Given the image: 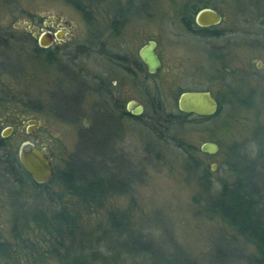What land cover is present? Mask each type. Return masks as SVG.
Returning a JSON list of instances; mask_svg holds the SVG:
<instances>
[{
    "label": "rangeland",
    "instance_id": "1",
    "mask_svg": "<svg viewBox=\"0 0 264 264\" xmlns=\"http://www.w3.org/2000/svg\"><path fill=\"white\" fill-rule=\"evenodd\" d=\"M91 2L90 20H85L65 0H0V30L24 35L32 43L18 42L0 54V116L21 106L45 123L39 132L51 153L54 172L74 166L88 154L104 162L103 174L114 172L123 180L126 191L104 197L101 206L86 207L67 192L57 203L60 189L55 181L43 187L47 200L28 181L13 195L14 185L0 175V242H4L0 264H59L50 253L52 241H47L46 231L33 221V215L46 209L48 201L78 213L86 232L103 229L108 211L124 214L130 228L146 234L150 241L145 245H151L152 254L157 253L158 245L168 253L175 245L190 264H249L243 257L255 254L253 244L220 218L209 217L204 201L194 200L197 185L185 165L187 154L164 141L149 149L146 141L152 136L140 120L124 115L112 122L106 114L114 111V100L125 109L127 100L133 99L143 104L138 115L145 118L147 105L143 87L124 68L106 62L98 49L105 38L111 51L136 53L154 39L162 63L153 80L169 111L177 109L180 89H209L221 104L220 111L206 118L190 115V122L177 135L194 149L205 140L217 142L216 153L193 151L192 155L209 167L214 179L231 180L233 173L221 166L227 152L235 144L254 145V129H264V0ZM187 2L217 9L223 19L212 28L223 32L202 36L188 31L180 20ZM118 9L123 24L114 35L110 23ZM52 12L69 20L75 30L47 47L56 59L43 62L42 52L33 49L35 36L18 22L41 25ZM91 37H96V44L88 48ZM77 44H86L87 49L79 51ZM98 75L114 80L115 97L99 95L94 80ZM72 92L79 97L74 99ZM99 111L106 112L100 115ZM108 133L105 157L82 148L87 137L104 146ZM14 225L26 241L17 239Z\"/></svg>",
    "mask_w": 264,
    "mask_h": 264
},
{
    "label": "trees",
    "instance_id": "2",
    "mask_svg": "<svg viewBox=\"0 0 264 264\" xmlns=\"http://www.w3.org/2000/svg\"><path fill=\"white\" fill-rule=\"evenodd\" d=\"M65 1L77 9L85 20H90L93 4L91 1L96 0ZM197 3L187 2L184 6L185 11H182L181 21L186 29L202 36L220 35L222 30L195 26L193 15L198 9ZM116 12L120 14L119 10ZM95 38L89 39L88 48L96 44ZM18 42L32 44L24 35L15 36L12 32L0 30V54ZM87 45L77 44L74 47L82 51L87 49ZM33 49L42 52L43 62H54L56 59L47 47H40L37 42ZM69 63L72 62L68 61ZM143 90L146 91V86H143ZM71 96L76 99L78 94L72 92ZM145 101L147 105L145 118L131 115L118 101H115L113 107L119 113V118L124 115L134 117L150 131L152 140L146 141L147 148L154 149L159 141H164L176 145L187 154L185 165L197 185L194 200L204 201L203 209L209 217L220 218L244 241L253 244L255 254L243 259L249 264H264V129L260 126L254 129L251 139L254 145L241 143L229 149L227 158L222 160L221 166L225 165L233 173L234 178L228 180L221 177L216 180L212 177L209 167L204 166L200 159L192 155L193 151L203 153L199 147L194 149L185 139L177 135L186 123L190 122L189 116L195 114L182 112L178 108L175 111L167 110L158 84L153 86L152 91L147 89ZM218 104L217 111L212 115L220 111L221 104L219 102ZM195 116L197 119L209 117ZM110 134H107L104 146L98 143L93 144L91 141L93 137H87L82 148L88 147L93 155L105 157L109 153V151L106 152L109 150L106 145H108ZM155 153L158 155L157 150ZM188 155H191L193 159L191 160V156ZM103 168L104 162L86 154L78 159L74 166L54 172V177L49 183L37 184L35 187L46 199L47 193L43 187L55 181L60 189L57 194V203L62 202V196L67 192L77 197L86 207L92 204L101 206L104 197L126 191L123 180L119 179L114 172L103 174ZM48 202L46 209H40L33 215V221L37 227L46 231L49 236L47 241H52L50 253L57 256L59 264H95V261L99 264H190L182 257V251L175 245L173 252L170 253L158 245L157 253L152 254L149 247L151 245H145L150 241L146 234L139 229L130 228L124 214L114 210L108 211L107 222L103 229L86 232L81 227L78 213L69 210L65 205L55 207L51 201ZM14 228L17 239L21 242L26 241L16 230V225ZM3 246L4 242H0V249Z\"/></svg>",
    "mask_w": 264,
    "mask_h": 264
},
{
    "label": "flooded vegetation",
    "instance_id": "3",
    "mask_svg": "<svg viewBox=\"0 0 264 264\" xmlns=\"http://www.w3.org/2000/svg\"><path fill=\"white\" fill-rule=\"evenodd\" d=\"M119 13L120 14L115 12L114 17L110 23V29L114 35H118L120 33V28L121 25L123 24V17L120 16L121 15L120 10ZM180 20H182V18ZM193 21L195 23V26L200 28H212L214 26V25H210V26L197 25L194 20V15H193ZM181 22L183 24V21ZM60 23H61L60 20H56L54 18H51L50 15H47L42 20L41 25L38 26H39V30L45 28L54 32L55 30L60 28L59 26ZM62 26L68 28V26L65 24H63ZM73 32L74 31H72L70 35H72ZM64 38L55 39L54 41H60L63 40ZM155 49L157 54L159 55L157 47H155ZM98 51L104 57L106 62L112 64L114 68L116 69L124 68L131 75L132 79L135 82H138L142 87L146 86V91L143 90L145 93L147 92V89L149 91H152L153 86L155 84H158L155 80H153V77L154 74L160 69L161 65L156 72L148 71L146 64L140 59L138 55V51L136 53H128L124 55L121 54L120 52L111 51L109 47L106 46L105 38H103V40L100 41V47ZM113 73L116 75L118 73V70H115V72L113 71ZM75 75L77 76V74ZM94 80L95 83H97V92L99 93V95L104 96L106 98L111 95L114 96L113 93L114 89L112 88V84L114 83V80L99 75L98 78L95 77ZM12 97L15 98V96ZM35 105H36L35 107L37 108V103ZM20 108L21 106H14L13 110L8 111L4 116H0V175L6 176L9 183L12 186L14 185L13 195L19 193V189L22 187L23 183H27V181L33 187L37 186L36 181L32 179L30 174L27 172V170L21 163L19 159V150L21 148H23L24 150H29L32 146L41 147L43 143L46 144V142L43 141V138L39 132L41 128H45V123L41 119H38L35 113L22 111ZM124 110L130 113V111H128L126 108V104ZM105 112L99 111L97 113L103 115L105 114ZM106 114L111 117L112 122H115V120L119 118L118 117L119 113L115 109L114 111L106 112ZM51 161H52V157H51Z\"/></svg>",
    "mask_w": 264,
    "mask_h": 264
},
{
    "label": "water",
    "instance_id": "4",
    "mask_svg": "<svg viewBox=\"0 0 264 264\" xmlns=\"http://www.w3.org/2000/svg\"><path fill=\"white\" fill-rule=\"evenodd\" d=\"M51 18L60 20V28L52 32L49 29L42 28L39 30L37 24L28 21L19 20L18 24L28 29L37 39L40 47L50 46L55 39H62L70 36L75 30V26L71 24L65 17L60 16L57 12L49 14ZM223 19L222 14L211 6H201L194 14V20L199 26L216 25ZM65 24L68 28L63 27ZM156 41L149 39L141 45L138 50L140 59L146 64L148 71L156 72L161 65V60L156 52ZM177 108L185 113H191L199 116H209L214 114L218 109V101L213 93L207 88H190L180 91L176 98ZM126 108L133 115L142 113L144 106L136 103L135 100H128ZM43 124V123H42ZM199 149L203 153L214 154L219 149V144L213 140H205L199 145ZM19 159L32 179L38 185L49 183L54 177V168L51 161V154L48 152L45 143L41 147L32 146L29 150L21 148L19 150ZM215 164H211L213 169Z\"/></svg>",
    "mask_w": 264,
    "mask_h": 264
}]
</instances>
